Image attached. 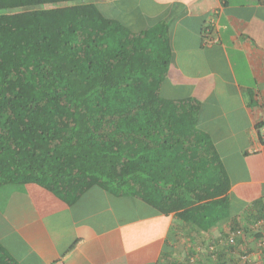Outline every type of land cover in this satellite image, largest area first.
Instances as JSON below:
<instances>
[{"label":"trees","instance_id":"trees-1","mask_svg":"<svg viewBox=\"0 0 264 264\" xmlns=\"http://www.w3.org/2000/svg\"><path fill=\"white\" fill-rule=\"evenodd\" d=\"M171 60L167 27L131 31L109 0H0V226L24 214L28 184L70 206L99 188L196 233L227 220L214 243L238 248L242 235L229 238L264 208L230 217V183L197 101L161 95ZM0 264H19L1 243Z\"/></svg>","mask_w":264,"mask_h":264},{"label":"crops","instance_id":"crops-1","mask_svg":"<svg viewBox=\"0 0 264 264\" xmlns=\"http://www.w3.org/2000/svg\"><path fill=\"white\" fill-rule=\"evenodd\" d=\"M109 3L113 16L131 31L167 27L172 60L161 95L197 101L198 127L211 138L230 183V217L259 214L264 208V0ZM24 192V214L11 213L12 223L4 216L0 226V243L19 264H232L230 258L239 259L214 243L219 229L230 228L227 220L215 231L196 233L173 214H154L138 199L116 198L99 188L71 206L37 184L26 185ZM218 249V256L210 257ZM248 255L254 264H264L255 250Z\"/></svg>","mask_w":264,"mask_h":264},{"label":"rangeland","instance_id":"rangeland-1","mask_svg":"<svg viewBox=\"0 0 264 264\" xmlns=\"http://www.w3.org/2000/svg\"><path fill=\"white\" fill-rule=\"evenodd\" d=\"M226 231H228V232H226ZM225 232H226V234H224ZM229 232H230V228L229 227L226 228L224 230V232L221 229H219V231L216 232V234L214 235V238L216 237L215 239L220 240L223 237H225V235H227ZM254 233L255 232L252 230V227L250 226L248 228V230L245 231L244 234L243 233L240 234L243 237V241L239 244L238 248H235L234 250H232V252L229 251L228 254H231V253L234 254V252H235V255H238L239 256L244 251H245L244 253L250 254V252L256 250V246L258 245V239L254 236ZM237 237L238 236L236 234V238ZM251 245H255V246L253 248H251ZM255 255H257V254H255Z\"/></svg>","mask_w":264,"mask_h":264},{"label":"built area","instance_id":"built-area-1","mask_svg":"<svg viewBox=\"0 0 264 264\" xmlns=\"http://www.w3.org/2000/svg\"><path fill=\"white\" fill-rule=\"evenodd\" d=\"M252 230L255 232L254 234L258 235V245L256 246L255 254H257L261 258H264V216L257 223L253 224ZM237 235H240V233H237ZM235 239L236 234L229 238V243L231 245L234 244ZM238 264H254V262L251 259V256H249L248 254H244L241 256V260Z\"/></svg>","mask_w":264,"mask_h":264}]
</instances>
